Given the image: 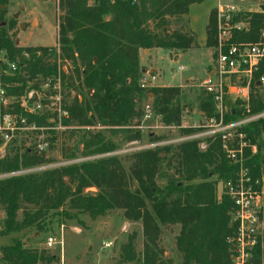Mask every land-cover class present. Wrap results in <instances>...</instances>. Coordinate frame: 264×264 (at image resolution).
<instances>
[{"label": "trees", "instance_id": "16d2710c", "mask_svg": "<svg viewBox=\"0 0 264 264\" xmlns=\"http://www.w3.org/2000/svg\"><path fill=\"white\" fill-rule=\"evenodd\" d=\"M204 1L93 0L90 3L89 0H58L62 12L58 24L59 49L63 58L72 63V73H62L61 85L63 90H77L75 81L78 80L88 91L87 96H83L84 103L76 100L68 107L71 119L84 126L92 125V118L111 126L130 125L135 119L139 123L143 109L135 100L145 91L140 83L144 73L139 67V51L163 48L186 52L195 47V35L171 29V26L173 20L189 14L191 5ZM7 2L0 0V68L5 70L9 62H15L17 70L12 75L0 73V84L7 97L22 98L29 82L40 75L57 74L59 53L56 48L15 45L10 34L11 21L2 25L6 22ZM240 18L247 27L234 33V41H256L264 31V0L260 11L242 12ZM206 31L207 47L215 46L216 8L210 13ZM263 72L264 68L255 73L251 84L250 115L264 112V93L257 83ZM147 91L154 95V114L165 124L179 125L185 107L180 99L181 90L153 87ZM199 103L201 111L210 119L214 112L212 95L203 89ZM240 103L241 100L225 113L224 119L229 123L244 118ZM6 111L26 118L27 124L45 126V116L28 115L18 104L9 105ZM239 127V133L245 135L244 141L258 148L255 153L244 148V164L254 179H261L264 116ZM140 136L137 130L129 138L139 139ZM224 143L219 135L208 138L204 150L199 147L200 140L193 139L175 147L168 144L136 151L128 157L129 172L118 156L111 155L18 175L14 174L51 160L38 151L37 145L22 150L14 147L4 156L0 155V175H7L0 178V209L5 212L0 237L31 228L42 230L52 212L65 210L68 211L63 215L66 218L87 214L95 219L122 210L127 220L142 223V264H172L171 259L163 256L159 243L161 226L173 224L180 225L176 247L182 264H232L234 252L230 240L238 226L232 215L235 204L224 188L218 194V185L223 186L235 177L239 163L228 156ZM226 143L237 147L240 140L236 136ZM96 147L95 153L115 149L112 143L103 140L98 141ZM165 161L170 170L163 168ZM174 163V172H170ZM65 177L70 179L69 183L65 182ZM160 179L166 180L162 186L158 183ZM91 187H96L98 192H86ZM135 239L136 234H130L122 246L120 261L123 263L139 261ZM263 246L264 240L259 237L247 264H263ZM0 253L4 264H50L53 261L37 248H25L20 240L2 246Z\"/></svg>", "mask_w": 264, "mask_h": 264}, {"label": "rangeland", "instance_id": "374dc122", "mask_svg": "<svg viewBox=\"0 0 264 264\" xmlns=\"http://www.w3.org/2000/svg\"><path fill=\"white\" fill-rule=\"evenodd\" d=\"M238 5L242 12L260 11L263 0H229ZM93 2V0H89ZM218 0H205L202 3L191 5L188 15L172 21L171 29L195 35L197 45L186 52L177 50H166L163 48H152L147 53L144 49L139 51V67L143 73L147 71L156 76L154 82L156 88L175 87L181 90L180 99L185 107L182 111L179 125H168L162 122L161 117L154 114L150 120L135 119L130 125L111 126L102 125L97 119L92 118V125H78L76 120L71 119L68 107L78 100L84 103V97L88 91L75 81L77 90L71 88L63 90L61 75L72 73V63L65 60L59 49L58 24L62 12L58 8V0H8L6 5V22L11 21V37L14 44L20 47H44L58 49V69L56 75L38 76L27 84L23 96L34 92L30 98L25 96L8 97L9 105L18 104L20 109L28 115L45 116V126L27 124L28 129L16 131L13 138L5 140L0 131V155L4 156L14 147L21 150L37 145L38 151L50 158L51 162L21 170L18 174L30 172L40 173L47 169L62 168L75 163L88 160H96L102 157L118 156L129 172L130 162L128 157L133 152L147 149H154L157 146L173 145L188 141L200 140L201 150L207 148V139L224 135L229 138L239 136L240 127L224 128L230 121L209 122V118L199 107V95L203 90L202 84L208 79L214 65L216 45L207 47L206 29L210 13L216 8ZM3 8V6H2ZM108 17V16H107ZM106 17V18H107ZM4 56H1L3 58ZM24 67V66H22ZM180 67H183L180 69ZM9 66L5 68L8 70ZM154 74L152 70H154ZM0 73L4 69L0 68ZM68 86L71 84L69 81ZM55 86H57L55 88ZM59 86V87H58ZM23 99L32 106L42 101L41 110L31 112L23 107ZM240 99L232 97L229 100V107L234 108ZM154 95L147 90L143 91L135 104L143 109L146 104L153 106ZM247 101L241 100L239 107L244 109L242 117H250L246 111ZM214 106V103H213ZM213 116L216 111L213 107ZM92 117V113H89ZM211 117V118H212ZM22 118V117H21ZM225 118V117H224ZM138 123V124H137ZM233 123V122H231ZM247 123V122H246ZM245 124V123H244ZM212 125V126H211ZM243 125V124H242ZM140 130L139 139H130L129 136ZM153 138H152V137ZM240 137V136H239ZM245 137V135L243 136ZM156 139V140H155ZM100 140L110 142L115 149L106 153H95L96 143ZM262 156L264 159V136L262 138ZM246 148L257 151L249 141ZM42 145V149L38 145ZM254 150V151H253ZM176 163L170 172H174ZM167 169V162L163 163ZM262 178L264 176V162L261 165ZM13 175V174H12ZM7 175H0V178ZM66 178V177H65ZM217 176L214 177L216 179ZM70 179L68 178V182ZM159 185L166 183L165 179L158 181ZM90 194H96L98 189L91 187L86 190ZM223 192L222 184L218 185V194ZM68 211L52 212L47 218L42 230L31 228L22 232L1 236L0 248L8 246L20 240L25 248H37L43 251L46 256H51L53 261L50 264H142V251L144 248V234L142 223L127 220L122 210H114L103 216L92 219L87 214H80L78 218H66L63 216ZM22 213H19V217ZM5 218V212L0 209V226ZM180 231L179 224L161 226L160 246L164 252L163 256L172 260V264H182L181 254L176 247V238ZM136 234V250L139 253V261L123 263L120 261L122 246L127 242L130 234ZM54 237L58 243L48 247L47 239ZM264 240V232L261 237ZM62 241V245L59 243ZM110 244L106 246L105 244ZM264 247V246H263ZM1 257V253H0ZM0 264H4L0 260ZM47 264V263H37ZM264 264V262H263Z\"/></svg>", "mask_w": 264, "mask_h": 264}, {"label": "built area", "instance_id": "2783aa9c", "mask_svg": "<svg viewBox=\"0 0 264 264\" xmlns=\"http://www.w3.org/2000/svg\"><path fill=\"white\" fill-rule=\"evenodd\" d=\"M241 13L242 10L236 3L229 0H218L216 5L217 44L214 65L208 79L202 84L203 89L213 97L216 116L209 119L211 123L219 119L220 122L224 121L225 113L231 109L228 105L232 97L247 101L245 108L249 112L251 84L254 75L264 68V31L254 42L234 41V33L247 27V23L240 18ZM8 66V70H4V72L11 75L15 73L17 64L9 62ZM182 68L180 67V69ZM155 80V75L144 72L140 82L141 88L144 90L153 88ZM257 83L264 93V72L260 74ZM33 93L29 92L25 96L28 97L29 95L31 98ZM41 102L34 103L31 108L28 101L23 99L21 105L31 112H36L41 110ZM8 106L6 90L0 84V131L5 140L12 139L16 131L28 129L24 118L6 111ZM260 116H264V112L247 118L244 117L225 125L224 128L230 129L240 126ZM153 117L152 106L146 104L143 108L142 119L150 120ZM239 136L237 137L240 143L237 147H230L226 143L228 140H234L229 138L230 136L224 135L223 138V142H225L223 147L228 156L235 163H239V170L235 177L226 181L223 188L235 204L232 215L238 224L236 232L230 240L234 252L232 264H247L252 256L253 248L264 232V176L261 179H254L251 176L250 169L244 164V148L247 143L244 141L243 134L240 133ZM38 147L43 148L41 144ZM56 243L58 242L54 237L47 239L48 247H53ZM59 243L62 245V241ZM105 245L109 246L110 244Z\"/></svg>", "mask_w": 264, "mask_h": 264}, {"label": "crops", "instance_id": "0c3cea01", "mask_svg": "<svg viewBox=\"0 0 264 264\" xmlns=\"http://www.w3.org/2000/svg\"><path fill=\"white\" fill-rule=\"evenodd\" d=\"M141 50H143V49H141ZM141 50H140V51H141ZM149 50H150V49H146L145 51L148 53V52H149ZM154 71H155V69H154V70H152V73H153V74H154ZM146 72H147V71H146Z\"/></svg>", "mask_w": 264, "mask_h": 264}, {"label": "water", "instance_id": "95a60500", "mask_svg": "<svg viewBox=\"0 0 264 264\" xmlns=\"http://www.w3.org/2000/svg\"><path fill=\"white\" fill-rule=\"evenodd\" d=\"M65 182H66V183L68 182V177L65 178ZM231 226H232V224H231Z\"/></svg>", "mask_w": 264, "mask_h": 264}]
</instances>
